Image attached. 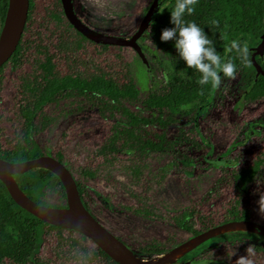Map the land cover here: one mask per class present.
Returning a JSON list of instances; mask_svg holds the SVG:
<instances>
[{
  "label": "rangeland",
  "instance_id": "374dc122",
  "mask_svg": "<svg viewBox=\"0 0 264 264\" xmlns=\"http://www.w3.org/2000/svg\"><path fill=\"white\" fill-rule=\"evenodd\" d=\"M151 1L72 0V3L78 18L93 30L128 39L137 31ZM31 2L33 7L21 39L20 62L15 66L4 65L0 74L1 150L13 148L20 141L19 86L23 80L38 74L37 65L44 60V53L51 56L58 77L87 79L102 74L120 87L132 80L141 99L164 88L162 75L169 67L162 62L161 51L149 32L138 40L147 71L130 48L83 41L67 26L59 0ZM245 90L246 82L240 75L234 80H223L211 104L203 111L185 106L180 110L184 115L174 118V123L165 130L152 123L142 125L125 145L126 150L113 154L100 151L107 147L115 129L128 131L126 117L119 110L102 112L77 96L61 97L37 117L34 139L46 156H62V163L79 182L83 199L100 224L121 239L139 260L157 262L161 255L153 253L154 248L169 252L192 237L166 220L134 213L142 209V202H149L172 218L189 216L188 222L197 231H202L201 219L210 220L212 227L219 226L228 219L227 212L238 197L233 173L247 169L263 157L264 125L256 123L264 124V98L244 102L240 109L239 98ZM123 106L149 122L157 117L141 101L124 102ZM168 115H164V122ZM161 134L165 137L164 152L139 149L147 140L154 141ZM216 160L228 164L220 168L208 165V161ZM259 172L264 175V168ZM256 189L252 182L238 209L248 210L251 221L264 224V217L258 211ZM42 201L62 205L56 192L45 191ZM230 231L233 230L228 228L225 232ZM219 234L223 233L216 236ZM249 245L254 246L253 264H264V240L205 247L200 257L211 261L212 254L216 264H234L238 256L245 255ZM231 252V258H226ZM2 264L13 263L5 260ZM31 264L110 263L96 254L90 240L62 230L43 235L40 250Z\"/></svg>",
  "mask_w": 264,
  "mask_h": 264
},
{
  "label": "trees",
  "instance_id": "16d2710c",
  "mask_svg": "<svg viewBox=\"0 0 264 264\" xmlns=\"http://www.w3.org/2000/svg\"><path fill=\"white\" fill-rule=\"evenodd\" d=\"M176 0H171L170 5L165 10L168 14L174 7ZM33 7L31 0H29L28 18ZM7 10V0H0V26L2 27ZM63 15V13H61ZM210 18L211 23L223 21L227 19V37L230 44L233 40L240 41L249 49L248 61L240 65L239 61L234 59V53L230 51V47L226 51L217 48L218 54L222 59L233 60L237 63V74L243 77L246 84L251 85V91L245 96L246 101L255 102L258 99L264 98V77H259L255 80V68L251 62V50L259 44L260 38L264 32V1L263 0H197L194 11L191 16L185 17L188 20L193 18ZM60 20V19H58ZM161 14L157 8L151 24L150 38L153 43L160 46L158 35L160 31L159 22ZM26 22V24H27ZM169 27H171V24ZM70 29L72 27L67 25ZM213 26V25H212ZM214 28L204 29L206 34H209L214 44L218 41V36L221 34L222 28L220 24ZM25 30V28H24ZM83 41L85 39L75 32ZM22 39V37H21ZM22 52L21 40L19 45L10 58L8 63L18 65L20 62L19 55ZM256 62L260 65L264 72V58L260 63V58H256ZM7 63V64H8ZM6 65V64H5ZM3 67L0 69V74ZM38 74L33 78L23 80L19 86L18 94V111L22 119V129L20 141L10 149H0V159L7 162H23L30 159H35L41 156H46L40 145L34 139L37 133L35 121L37 117L43 112L46 106L52 105L61 97L77 96L97 106L102 112L120 111L126 117L125 123L128 131L116 130L105 148L101 149V153L108 151L109 153L124 152L125 145L131 138L134 137V131L138 130L140 126L152 123L160 127L162 130L168 125L174 123V118H179L184 115L180 110L185 106L194 105L195 103L204 104L210 92H214L216 88L210 85H205L203 91L197 84L199 74L192 69L184 66L182 61L176 60L171 62V69L165 76V87L160 93H149L143 99L140 98L139 92L132 80L123 86H118L114 81L105 77L102 74L91 76L87 79L78 76H64L58 77L54 73V64L51 56L44 53V60L37 65ZM141 101L146 108L157 114L153 121H148L131 113L123 106L124 102ZM168 113L167 121L164 122V115ZM166 147L165 137L163 134L156 135L154 141L147 140L144 144L139 146L142 151L150 152H164ZM263 157L254 161L253 164L238 173L233 174L232 179L235 189L238 191V199L234 201L233 206L228 210V219L225 221H249V212L247 210L239 211L241 206V198L247 191L250 183L253 182V175L255 171L262 165ZM57 161L62 163V156L57 154L54 157ZM83 174L91 177V174L83 172ZM78 193L81 200L84 202L85 208L88 206L83 199V189L79 182L74 178ZM14 181L22 191V193L32 202L45 207L65 208L66 197L63 186L60 181L50 172L44 169H36L29 171L23 175L15 176ZM45 191L56 192L61 200L62 205H49L42 201ZM142 209H137L134 213L146 217H158L161 220H166L175 224L180 230L186 232L192 237L198 236L201 232L193 228L188 222L189 216L182 218H172L167 214H162L158 207L151 206L149 202H142ZM154 205V203H153ZM202 231L212 227V222L206 219L200 220ZM62 230L50 226L41 220L30 215L26 211L18 207L10 198L5 186L0 182V264L7 260L13 264H31L37 256L41 244L43 242V235L48 232H58ZM219 235L210 241L218 243L222 241L225 236ZM206 242L200 249L206 247L210 242ZM210 245V244H209ZM158 255L167 253V250H157ZM151 253V252H146ZM195 252H193L194 254ZM96 254L102 256L110 264H116L109 259L102 251L96 248ZM176 264V262L174 263Z\"/></svg>",
  "mask_w": 264,
  "mask_h": 264
},
{
  "label": "water",
  "instance_id": "95a60500",
  "mask_svg": "<svg viewBox=\"0 0 264 264\" xmlns=\"http://www.w3.org/2000/svg\"><path fill=\"white\" fill-rule=\"evenodd\" d=\"M59 1L65 20L72 29L85 40L100 46L129 47L136 53L144 65L147 64L137 41L148 30L151 19L156 12L159 0H152L137 31L128 39L104 35L94 31L77 17L74 12L72 0ZM28 10L29 0H7L6 15L0 31V69L9 62L19 45L26 26ZM255 58H260V63H262L264 58V32L260 38L259 44L254 48L251 56V61L255 68V80H257L259 77H264V72L256 62ZM249 90L250 87L248 88V91ZM211 97L212 95H210V99ZM240 107H242V103H240ZM222 163L224 164V162ZM222 165H219L218 162H214L215 167ZM36 169H44L52 173L60 181L66 197L65 208L59 209L40 206L27 198L19 189L14 181V177ZM0 182L5 186L12 201L22 210L50 226L64 231H71L87 238L96 248L102 251L116 264H164L161 260L152 263L139 260L134 252L95 220L89 214L80 198L73 175L63 163L57 161L55 158L41 156L17 163L7 162L0 159ZM239 224H242V226L245 227V231L264 235V227L250 222L220 224L196 237L199 238V241L195 244V247L215 237L219 232L226 233L225 231L228 228L231 230H237ZM177 248H180V246ZM182 264H209V262L188 261Z\"/></svg>",
  "mask_w": 264,
  "mask_h": 264
},
{
  "label": "clouds",
  "instance_id": "9594fccd",
  "mask_svg": "<svg viewBox=\"0 0 264 264\" xmlns=\"http://www.w3.org/2000/svg\"><path fill=\"white\" fill-rule=\"evenodd\" d=\"M196 3L197 0H176L174 7L169 11L171 27L162 29L159 39L162 42H172L175 49L174 57L182 61L185 67L199 74L197 84L203 91L205 85L219 88L223 80H234L238 65L233 60L222 59L209 34H206L199 24L185 18L192 15ZM215 24L216 22L213 21L212 25ZM229 47L235 54L234 59L239 61L240 65L248 61L249 49L242 42L233 40ZM262 168L264 167L255 171L252 179L257 185L256 191L259 194L258 211L264 217V175L259 172ZM253 254L254 246L249 245L245 249V255L238 256L234 264H253L251 258ZM232 255L233 252L231 255L226 254V258L230 259ZM210 259L211 264H214L212 254Z\"/></svg>",
  "mask_w": 264,
  "mask_h": 264
},
{
  "label": "flooded vegetation",
  "instance_id": "af4514ba",
  "mask_svg": "<svg viewBox=\"0 0 264 264\" xmlns=\"http://www.w3.org/2000/svg\"><path fill=\"white\" fill-rule=\"evenodd\" d=\"M60 2V1H59ZM152 2V1H151ZM170 3H171V0H159V2H158V5H157V8H159V11H160V14H161V20H160V22H159V26H160V31H159V35H160V32H161V30L162 29H164V28H169V26L170 25H168L169 24V22H168V19H167V17H168V14H166L165 13V10L167 9V7L170 5ZM151 4V3H150ZM150 6V5H149ZM148 9V8H147ZM147 9H145L144 10V12L146 13V11H147ZM157 10V9H156ZM63 13V12H62ZM145 15V14H144ZM155 15V14H154ZM154 15H153V17H154ZM63 17H64V15H63ZM78 17V16H77ZM144 17V16H143ZM153 17H152V19H151V22H150V24H149V27H148V30L143 34V35H145L146 33H148L149 32V35H150V33H151V24L153 23ZM192 21H194V22H196L197 24H199L202 28H203V30L204 29H209V30H211V29H213V26H212V23H211V21H210V18H193L192 19ZM216 22V25H219L220 24V27L222 28L223 26H224V28H222V31H221V34H219V36H218V41L215 43V46H216V48H219V49H221L222 51H226L227 49H228V46H230V44L228 43V37H227V34H228V31H227V24H228V21H227V19L226 18H224L223 19V21L222 22H218L217 20L215 21ZM85 24V23H84ZM86 25V24H85ZM86 26H88V25H86ZM89 27V26H88ZM90 28V27H89ZM214 28H216L217 29V26H214ZM92 29V28H91ZM95 31V30H94ZM205 31V30H204ZM99 33V32H98ZM101 34H103V33H101ZM104 35H106V34H104ZM142 35V36H143ZM159 35H158V40H159V43H160V46H157L158 48H159V50L161 51V55H162V62H164V63H166L167 65H168V67H169V70L166 72V71H164L163 72V75H162V78H163V81H164V87H165V76H166V74L170 71V69H171V62L175 59V49L173 48V46H172V42L171 41H168V42H162V41H160V39H159ZM112 36V35H111ZM133 36V35H132ZM131 36V37H132ZM141 36V37H142ZM140 37V38H141ZM139 38V39H140ZM138 39V40H139ZM87 41V40H86ZM89 42V41H88ZM137 43H138V41H137ZM94 44V43H93ZM100 46V45H99ZM127 48H129V47H127ZM254 48L255 47H252V48H250V50H251V56H252V54H253V51H254ZM131 49V48H130ZM141 50V49H140ZM142 52V51H141ZM136 54V53H135ZM143 54V53H142ZM139 58V57H138ZM140 59V58H139ZM225 59V58H224ZM141 60V59H140ZM255 60H256V58H255ZM142 62V61H141ZM252 62V61H251ZM143 64V63H142ZM144 65V64H143ZM145 66V68H146V70L148 71V66H147V64L146 65H144ZM254 67V66H253ZM263 71V70H262ZM237 75H239V74H237ZM226 80V79H225ZM250 87V90L248 91V88ZM216 90H217V88H216ZM216 90L214 91V92H210L209 94H208V96H207V98H206V102L204 103V104H198V103H195L194 105H190V106H194L195 107V110L197 111V112H200V111H203L204 110V108H206V107H208L210 104H211V102H212V100H213V97L216 95ZM250 91H251V85L250 84H246V90H245V93L244 94H242L241 95V97L239 98V104H238V106H239V108L240 109H242L243 108V104H244V102H249V101H246V99H245V96L247 95V94H249L250 93ZM210 95H212V97H211V99H210ZM259 100H261V99H258V100H256V101H259ZM240 103H242V107H240ZM156 114V113H155ZM157 115V114H156ZM198 115V114H197ZM256 125L257 126H263L264 124H259V123H256ZM248 129H250V127H248ZM219 159H223L221 156L219 157ZM258 160V159H257ZM256 160V161H257ZM221 160H216V161H214V162H220ZM214 162H210V161H208V165H211L212 164V166L214 167V168H220V167H226L227 166V162L225 161V160H222L221 161V163L222 162H224V164L222 165V164H219V165H222V166H219V167H215L214 166ZM263 163V162H262ZM253 164V163H252ZM67 168V167H66ZM249 168V167H248ZM261 168V167H260ZM68 169V168H67ZM245 170V169H244ZM69 171V170H68ZM70 172V171H69ZM238 173V172H237ZM233 174H235V173H233ZM233 176V175H232ZM232 181H233V179H232ZM233 185H234V183H233ZM250 185H251V183H250ZM249 185V186H250ZM249 186H248V188H249ZM248 188H247V191H248ZM234 189H235V186H234ZM236 190V189H235ZM247 191L245 192V194L247 193ZM236 192H237V195H238V191L236 190ZM245 194H244V196H245ZM244 196H242V197H244ZM237 199H238V197H237ZM236 199V200H237ZM83 202V201H82ZM84 203V202H83ZM241 206H242V204H241ZM241 206H240V208H241ZM239 211H242V210H246V209H238ZM88 212H89V214L95 219V220H97L93 215H92V213L89 211V209L87 210ZM248 211V210H247ZM249 212V211H248ZM227 214H228V212H227ZM227 217H228V215H227ZM249 218H250V212H249ZM98 221V220H97ZM99 222V221H98ZM232 222H250V223H253V224H256V225H258V226H262V227H264V224H257V223H255V222H253V221H251V219H249V221H243V220H238V221H229L228 223H232ZM100 223V222H99ZM221 224H226V222L224 221L223 223H221ZM104 227V226H103ZM105 228V227H104ZM211 228H213V227H211ZM211 228H209V229H211ZM106 229V228H105ZM209 229H207V230H209ZM107 230V229H106ZM206 230V231H207ZM206 231H200L201 233L199 234V235H201L202 233H204V232H206ZM112 234V233H111ZM224 234H227L226 236H225V238L222 240V241H220V242H218V243H214V244H212V245H207L206 247H215L216 245H219V244H223V243H228V244H231V243H242V242H246V241H256V240H264V235H261L260 233H256V232H249V231H245V230H233V231H230V232H226V233H223V234H220V235H224ZM113 235V234H112ZM198 235V236H199ZM198 236H195V237H192L191 239H189L188 241H190V240H192V239H195L196 237H198ZM219 236V235H218ZM116 237V236H115ZM217 236H215V237H213V238H211V239H209V240H207V241H205L204 243H202L201 245H199V246H197V247H195L194 249H192V250H190L189 252H187L186 254H184L181 258H179L178 260H176L175 262H176V264H182V263H184V262H188V261H196V262H198V261H208L209 262V264H211V261H209L208 259H206V258H204V257H200V253L204 250V248L205 247H203L202 249H200L201 247H202V245L203 244H205L206 242H208V241H210V240H212V239H214V238H216ZM118 238V237H117ZM119 239V238H118ZM120 241H121V239H119ZM188 241H186V242H184L183 244H181V245H184L185 243H187ZM121 242H123V241H121ZM124 243V242H123ZM125 244V243H124ZM126 245V244H125ZM181 245H179V246H181ZM127 246V245H126ZM193 252H195L194 254H193ZM214 264H216L215 262H214Z\"/></svg>",
  "mask_w": 264,
  "mask_h": 264
},
{
  "label": "bare ground",
  "instance_id": "6f19581e",
  "mask_svg": "<svg viewBox=\"0 0 264 264\" xmlns=\"http://www.w3.org/2000/svg\"><path fill=\"white\" fill-rule=\"evenodd\" d=\"M245 227L242 226V224H239L237 226V230H244ZM199 241V238L192 239L185 243L184 245L180 246V248H176L172 250L169 253H165L161 255V257L158 260H161L164 264H168L171 262H174L181 258L184 253L192 250L195 247V244Z\"/></svg>",
  "mask_w": 264,
  "mask_h": 264
}]
</instances>
